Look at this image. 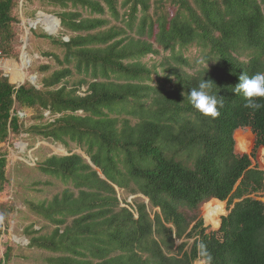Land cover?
Segmentation results:
<instances>
[{"label": "trees", "instance_id": "obj_1", "mask_svg": "<svg viewBox=\"0 0 264 264\" xmlns=\"http://www.w3.org/2000/svg\"><path fill=\"white\" fill-rule=\"evenodd\" d=\"M44 1L61 9L55 16L71 35H37L63 50L61 59L43 53L59 68L40 88L16 87L0 75V192L7 182L2 146L22 132L76 144L100 174L78 154L45 157L38 170L71 187L28 203L53 226L48 234L25 227L28 246L56 254L49 264H264V204L255 198L264 172L251 162L254 149L264 147V98L253 110L231 90L242 72H264V0ZM16 4L0 0L3 56L17 43ZM192 45L199 67L187 73L178 67L192 69L183 56ZM159 49L169 55L142 62ZM72 71L82 78L67 87ZM201 79L212 80L224 100L217 117L183 95ZM17 112L36 122L25 128ZM44 112L50 120L42 121ZM238 129L254 137L249 154L233 151L234 143L247 147ZM115 187L141 194L157 211L124 200L120 206ZM211 199L231 208L216 231L205 232L201 219L185 212Z\"/></svg>", "mask_w": 264, "mask_h": 264}, {"label": "rangeland", "instance_id": "obj_2", "mask_svg": "<svg viewBox=\"0 0 264 264\" xmlns=\"http://www.w3.org/2000/svg\"><path fill=\"white\" fill-rule=\"evenodd\" d=\"M120 3L121 0H117ZM152 3L153 0H149ZM61 11L57 6H52L44 0H17V4L14 7L12 14L16 21L14 25L17 43L14 45V54L10 56L0 55V75L5 77L10 84L18 85L19 83H11L9 74L5 72L4 67L16 64L20 66V54L24 50L30 59L29 65L25 68L22 67L21 71H16L19 74V80L28 83V79L31 76L35 77L34 85L38 89L41 87V79L47 77L53 70L58 69L53 59L43 56V53L49 52L57 55L60 59L63 54L61 47L53 45L49 40L40 38L37 35L46 34L39 25L28 29V24L35 20L38 12L43 14L55 16L56 12ZM123 9H119V13H122ZM104 17H108L106 14ZM114 23L113 21L110 24ZM118 24V23H116ZM59 31L50 36L61 37L62 40H66L70 32L63 30L59 25ZM47 35V34H46ZM24 48L22 49V44ZM167 51L159 49L157 55H147L142 58V62L147 65L158 63L163 56H168ZM183 56L189 60L192 69L186 67H176L181 70L191 73L193 69L199 67L200 61L199 51L195 46H189L183 51ZM172 65H175L171 62ZM48 65L47 70H40L41 67ZM82 78L81 75L72 71V75L65 78L64 82L67 87L77 84ZM153 78V76H152ZM29 84V83H28ZM85 86L80 87V93L84 91ZM25 114V115H24ZM44 120H50L51 116L48 112L43 113ZM20 118L23 119L25 128L33 124L36 121L30 119L29 115L20 112ZM240 130L239 135L247 139L246 150L242 151L233 146V151L236 154H249L253 147L254 137L248 129ZM19 144L23 145L21 149ZM7 150V166L5 170L7 182L4 184L3 190L0 192V225L5 226L1 228L0 235V258L6 247H10V256L6 264H49L47 258L55 256L56 254L37 249L28 246V236L24 234L25 227L30 226L31 229L38 231V234H48L53 228L47 221H45L39 215L29 210L28 203H38L41 201H49L51 197L58 194L63 188H70L69 184H63L58 179L45 175L38 170L39 163L50 155L63 156L67 154H78L87 160L86 155L82 148L76 146L74 143H68L67 147L60 145L57 142H53L50 139H43L40 136L30 134L27 132L19 133L15 136H9L8 141L3 144ZM254 156L251 159L252 165L264 172V147H257L254 149ZM116 197L120 202V206L123 205V200L130 204L144 203L147 205V210L151 213L156 212L157 209L150 210L146 198L138 193H128L125 190L114 188ZM256 199L264 204V180L263 190L255 196ZM216 201L211 199L205 203L200 204L195 210L185 212L186 217L198 220L201 219V228L205 229V232H213L218 229L219 219L221 216L227 214L228 209L226 201H218L220 203L219 208L221 212L218 216V220L214 224H208L203 217L204 207L203 205ZM9 207L10 211L7 210ZM12 208V210H11ZM9 212V213H8ZM69 222V220H68ZM191 240H188L190 243ZM181 240H175L174 246L178 245ZM187 243V245H188ZM192 264H205L202 260H195Z\"/></svg>", "mask_w": 264, "mask_h": 264}, {"label": "clouds", "instance_id": "obj_3", "mask_svg": "<svg viewBox=\"0 0 264 264\" xmlns=\"http://www.w3.org/2000/svg\"><path fill=\"white\" fill-rule=\"evenodd\" d=\"M214 84L210 79H201L187 92V95L183 94L187 102L205 116H219L218 109L224 104L222 96L212 92ZM231 90L234 94L243 97L244 107L258 110L262 107L258 98H264V72H257L251 76L242 72L238 77V83L231 86Z\"/></svg>", "mask_w": 264, "mask_h": 264}, {"label": "bare ground", "instance_id": "obj_4", "mask_svg": "<svg viewBox=\"0 0 264 264\" xmlns=\"http://www.w3.org/2000/svg\"><path fill=\"white\" fill-rule=\"evenodd\" d=\"M32 26L39 25L41 29L50 34H55L57 31H59V23L55 17H52L51 15L43 14L41 12H38L35 20L31 21ZM30 59L28 58L27 54L23 50L20 54V66H17L16 64H12L10 66H7L4 68L5 72L9 74L10 82L11 83H20L19 80V74L16 73V71H21L22 67H27L29 65ZM29 79H32V81H35V77L31 76ZM19 147L22 149L23 145L19 144ZM220 203L218 200L211 201L203 205L204 212L203 217L206 223L208 224H214L218 220V216L221 212V209L219 208Z\"/></svg>", "mask_w": 264, "mask_h": 264}, {"label": "water", "instance_id": "obj_5", "mask_svg": "<svg viewBox=\"0 0 264 264\" xmlns=\"http://www.w3.org/2000/svg\"><path fill=\"white\" fill-rule=\"evenodd\" d=\"M52 17H54V16H52ZM57 19V21H58V23L60 24V21H59V19L58 18H56ZM34 26H32V24H31V22L28 24V29H30V28H33ZM47 35H52V34H50V33H46ZM67 40V39H66ZM66 40H64V41H66ZM22 49L24 48V43L22 44ZM28 83L30 84V85H32L33 87H35V85H34V82L32 81V79H28ZM22 84V82L21 83H19L18 85H16V87H18L19 85H21ZM36 88V87H35ZM87 161H88V164L93 168V169H96V168H94V166L89 162V160L87 159ZM96 171L98 172V174H100V172H99V170H97L96 169ZM101 178H103V176H101ZM104 179V178H103ZM146 201H147V198H146ZM219 222H220V219H219ZM219 226V225H218Z\"/></svg>", "mask_w": 264, "mask_h": 264}, {"label": "built area", "instance_id": "obj_6", "mask_svg": "<svg viewBox=\"0 0 264 264\" xmlns=\"http://www.w3.org/2000/svg\"><path fill=\"white\" fill-rule=\"evenodd\" d=\"M18 116L20 115V112H17Z\"/></svg>", "mask_w": 264, "mask_h": 264}, {"label": "crops", "instance_id": "obj_7", "mask_svg": "<svg viewBox=\"0 0 264 264\" xmlns=\"http://www.w3.org/2000/svg\"><path fill=\"white\" fill-rule=\"evenodd\" d=\"M5 68V67H4ZM26 68V67H25ZM21 83V82H20Z\"/></svg>", "mask_w": 264, "mask_h": 264}]
</instances>
